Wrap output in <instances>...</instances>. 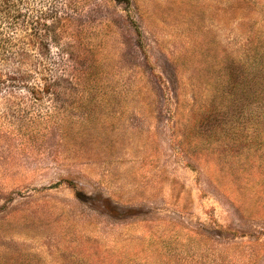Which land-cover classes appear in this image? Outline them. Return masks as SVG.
<instances>
[{
  "label": "rangeland",
  "instance_id": "374dc122",
  "mask_svg": "<svg viewBox=\"0 0 264 264\" xmlns=\"http://www.w3.org/2000/svg\"><path fill=\"white\" fill-rule=\"evenodd\" d=\"M8 6L0 264H264V0Z\"/></svg>",
  "mask_w": 264,
  "mask_h": 264
},
{
  "label": "trees",
  "instance_id": "16d2710c",
  "mask_svg": "<svg viewBox=\"0 0 264 264\" xmlns=\"http://www.w3.org/2000/svg\"><path fill=\"white\" fill-rule=\"evenodd\" d=\"M117 2H119L120 0H116ZM9 3L10 0H0V17L1 18H12V16H10L9 12H8V8H9ZM15 16V15H13ZM53 16V15H50ZM20 16L16 15L15 17H13V20H18ZM27 19H29L27 22V24L29 26H31V28L38 30L40 26H43V23H41V17L40 16H36V17H26ZM55 20H58V17H56L54 15Z\"/></svg>",
  "mask_w": 264,
  "mask_h": 264
}]
</instances>
